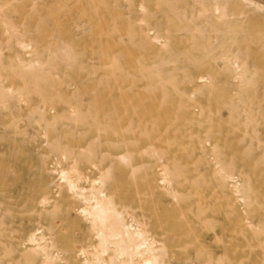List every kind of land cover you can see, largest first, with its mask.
Returning <instances> with one entry per match:
<instances>
[{
    "label": "bare ground",
    "instance_id": "1",
    "mask_svg": "<svg viewBox=\"0 0 264 264\" xmlns=\"http://www.w3.org/2000/svg\"><path fill=\"white\" fill-rule=\"evenodd\" d=\"M0 264H264V6L0 0Z\"/></svg>",
    "mask_w": 264,
    "mask_h": 264
},
{
    "label": "rangeland",
    "instance_id": "2",
    "mask_svg": "<svg viewBox=\"0 0 264 264\" xmlns=\"http://www.w3.org/2000/svg\"><path fill=\"white\" fill-rule=\"evenodd\" d=\"M254 1H257L259 4H261V5L264 6V0H254ZM27 167H28V166H27ZM7 175H8V179L10 180V181H9V184H10V185L13 184V180H14L13 177H14V175L11 176V173H10V172H7ZM49 178L52 179V180L56 179L55 173H54V172H50ZM9 189H10V191L13 192V194H16V193H17L16 190L14 189V187H13L12 185L9 186ZM9 193L11 194V192H9ZM10 201H11V203H12L11 207H12L14 210L18 209V206L16 205V204H17V201H16V202H15L14 200H10ZM18 202H19V201H18ZM217 250H219V249H217Z\"/></svg>",
    "mask_w": 264,
    "mask_h": 264
}]
</instances>
